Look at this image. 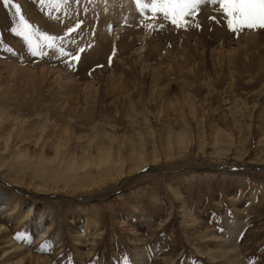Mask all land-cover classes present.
<instances>
[{
	"label": "rangeland",
	"instance_id": "374dc122",
	"mask_svg": "<svg viewBox=\"0 0 264 264\" xmlns=\"http://www.w3.org/2000/svg\"><path fill=\"white\" fill-rule=\"evenodd\" d=\"M170 1L99 58L95 0H0V196L51 225L0 216L17 258L264 264V0Z\"/></svg>",
	"mask_w": 264,
	"mask_h": 264
},
{
	"label": "bare ground",
	"instance_id": "6f19581e",
	"mask_svg": "<svg viewBox=\"0 0 264 264\" xmlns=\"http://www.w3.org/2000/svg\"><path fill=\"white\" fill-rule=\"evenodd\" d=\"M95 2L101 4L102 6H101V8L97 6L98 8L96 7L97 9L96 10L94 9L93 11H90V13L92 12V13H94V15L97 14V16L103 17V18H101L99 20V25L101 27H99V31H98L99 33L97 34V42H98L97 45H98V47H97V50H96V54H97V57H99V58H102V56L106 55L107 52L109 51L110 47H109V45L107 43H105L106 30L108 28V25L110 26V23H112L114 20H116L117 23L115 25H112V27L115 28L114 31L116 32V35H117L118 32H120L121 35H122V43H121L122 44V49L124 51L125 50L129 51V50H132V48L134 47V44H135V42L137 40L136 37H139L140 38L139 40L144 39V37H145L144 35H141L142 33L139 32V30L136 28L137 27L136 23L141 20V19H139V16L145 15L148 12L151 13V11L154 12V10L155 11L158 10L160 12H162V10L166 11L168 9V6L172 4V2L170 0H136L135 3H134V0H95ZM130 2L132 3L131 7L132 6L135 7V8L132 7V10H131V8L129 6ZM196 2H198L197 5L203 3L202 0H196ZM90 5H92V4H90ZM177 9L178 8H176V10ZM129 10H131L132 13H130ZM147 10H150V11H147ZM204 10H201V12L195 17V19L192 22V26H193L195 31H197L198 28H201V31L208 30L210 28V26H211L210 24H212V22H210V20L208 18L209 11H206V10L204 11ZM175 13L178 14L176 11H175ZM145 18L146 17H143V19H145ZM169 18H171V17L168 16V19L166 18L164 20H170ZM72 21H74V20H72ZM171 22H173V21H171ZM171 22L166 23V24H170ZM139 24H140V22H139ZM155 25H157V24H155ZM102 26H105V27H102ZM168 33H169V31H168ZM135 34H137V35L134 36ZM124 35H125V37H124ZM167 35H168L169 39H172L170 37V35H171L170 33L166 34V35L164 33V36L167 37ZM100 37H102V38H100ZM129 38H131L130 42H128ZM170 41H173V40H170ZM67 47H68V45H67ZM161 50H162V48H161ZM137 52L139 53V55H141L140 52H142V49H139V48L136 49L135 53H137ZM16 68H17V66H16L15 62L11 61L8 64V68H6V69L9 70V71L15 72ZM157 75H158V73H157ZM173 142H174V140H173ZM177 143L180 146V148H182V149H184L185 146H186L185 141L182 138ZM170 150L171 149H169V150L166 149V153L169 152ZM104 163H106V160L105 159H100L99 164H101V165L95 166V170H97L100 173L103 172L104 165H102V164H104ZM194 169L203 170L204 167H201V168H196L195 167ZM228 170H230V169L228 168ZM113 192L114 191L106 193L104 198L109 197L110 194H112ZM10 193L11 194H9V192H8V194L6 193L3 197L0 196V213H1L0 216H4L5 215L4 219H7L12 224L16 223L15 226H19L23 222H25V221L29 222L30 220L32 222V224H31L32 226H33V224H35L36 219H38V222L43 221V225H42L43 230L41 232L42 235L39 236V238H42L46 233H48L50 231V228H51L50 227L51 225L47 222V217H49V214H47L46 209H41L40 205L38 204L39 202H37V200L36 201L34 200V201H31L32 204H33V209L32 210L29 209V210L25 211L23 209V203H21V201H20V198H19L20 196L15 194V192H10ZM85 220L86 221H84V223H83V233H84L83 235L85 236V234H86V236H87L88 234H91V230H90L91 227L90 226H91L92 220L89 219V218H86ZM5 229H6V226L3 227L2 225H0V236H3L4 238L7 239L6 244L10 245L11 251H8V252L4 251V253L0 256V264H24V263H27V262L31 263V264H48V262L42 256H36V257L33 258L31 255L26 254L25 256H22L21 258H17V257L23 255L22 254V249H21V247L15 246V244L14 245L11 244L12 241L8 239L9 237L6 235V230ZM39 229H40V227H39ZM83 235H79V237L76 239V241L78 242V240H80V238H82ZM14 253H15V255H14ZM27 253H29V252L27 251Z\"/></svg>",
	"mask_w": 264,
	"mask_h": 264
}]
</instances>
